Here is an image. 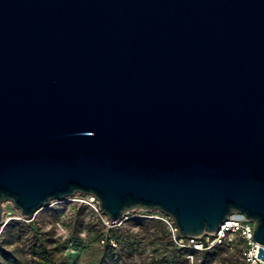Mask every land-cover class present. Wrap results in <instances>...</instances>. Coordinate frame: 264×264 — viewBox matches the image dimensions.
Returning <instances> with one entry per match:
<instances>
[{"label": "water", "instance_id": "obj_1", "mask_svg": "<svg viewBox=\"0 0 264 264\" xmlns=\"http://www.w3.org/2000/svg\"><path fill=\"white\" fill-rule=\"evenodd\" d=\"M75 196L264 247V0H0V204Z\"/></svg>", "mask_w": 264, "mask_h": 264}, {"label": "rangeland", "instance_id": "obj_2", "mask_svg": "<svg viewBox=\"0 0 264 264\" xmlns=\"http://www.w3.org/2000/svg\"><path fill=\"white\" fill-rule=\"evenodd\" d=\"M69 200L51 202L29 218L2 202L0 264H235L225 247L176 248L166 223L153 218L159 213L134 210L113 222L84 196Z\"/></svg>", "mask_w": 264, "mask_h": 264}, {"label": "built area", "instance_id": "obj_3", "mask_svg": "<svg viewBox=\"0 0 264 264\" xmlns=\"http://www.w3.org/2000/svg\"><path fill=\"white\" fill-rule=\"evenodd\" d=\"M78 197L75 196L71 199L78 201ZM86 198L85 203L95 211L99 210L97 201L92 196H84ZM69 201H72V200ZM160 216H154L153 218L159 219L163 223H166L170 230L173 244L178 249H191L195 252H206L219 247H225L232 252L235 260V264H264V262L257 258L259 254L258 249L264 250V247L252 240L254 232V224L244 218L239 213H234L228 216L222 225L219 226L218 231L214 233H206L202 236L189 238L180 236L177 233L172 220L159 213ZM200 239V241H197ZM192 260V257H189Z\"/></svg>", "mask_w": 264, "mask_h": 264}, {"label": "bare ground", "instance_id": "obj_4", "mask_svg": "<svg viewBox=\"0 0 264 264\" xmlns=\"http://www.w3.org/2000/svg\"><path fill=\"white\" fill-rule=\"evenodd\" d=\"M64 201V200H63ZM65 201H68V200H65ZM52 202H55V201H52ZM52 204V203H51Z\"/></svg>", "mask_w": 264, "mask_h": 264}]
</instances>
